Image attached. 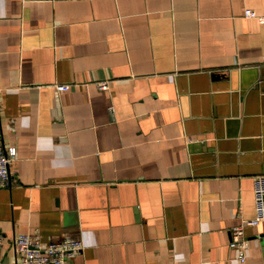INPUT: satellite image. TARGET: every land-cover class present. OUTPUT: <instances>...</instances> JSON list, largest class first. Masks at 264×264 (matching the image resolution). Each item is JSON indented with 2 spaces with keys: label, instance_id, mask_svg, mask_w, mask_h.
I'll return each mask as SVG.
<instances>
[{
  "label": "crops",
  "instance_id": "obj_1",
  "mask_svg": "<svg viewBox=\"0 0 264 264\" xmlns=\"http://www.w3.org/2000/svg\"><path fill=\"white\" fill-rule=\"evenodd\" d=\"M245 9L264 0H0V264L19 234L79 240L69 264H264V222L243 263L229 245L264 174Z\"/></svg>",
  "mask_w": 264,
  "mask_h": 264
},
{
  "label": "built area",
  "instance_id": "obj_2",
  "mask_svg": "<svg viewBox=\"0 0 264 264\" xmlns=\"http://www.w3.org/2000/svg\"><path fill=\"white\" fill-rule=\"evenodd\" d=\"M243 17L254 19L259 23L264 22V16L256 15L253 11L245 9ZM99 90H105L108 87V81L96 83ZM69 88L67 84H58L54 86L56 91H65ZM112 112V107L108 108ZM15 158L14 147L5 148L0 138V188L8 187L10 176L8 172L9 164ZM252 200L253 216L249 219L240 220L239 225L229 230L230 247L235 252V260L239 263L245 261L246 239L244 229L252 228L260 222H264V174L256 175L252 181ZM2 234L0 233V245L2 243ZM13 246L18 253V258L14 264H69L72 257L82 249L79 240L71 237H62L60 239L43 244L39 241L37 235L19 234L13 238Z\"/></svg>",
  "mask_w": 264,
  "mask_h": 264
}]
</instances>
